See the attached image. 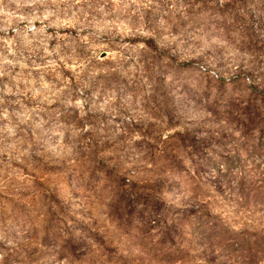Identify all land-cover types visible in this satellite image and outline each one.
<instances>
[{
    "label": "rangeland",
    "instance_id": "1",
    "mask_svg": "<svg viewBox=\"0 0 264 264\" xmlns=\"http://www.w3.org/2000/svg\"><path fill=\"white\" fill-rule=\"evenodd\" d=\"M0 264H264V0H0Z\"/></svg>",
    "mask_w": 264,
    "mask_h": 264
}]
</instances>
